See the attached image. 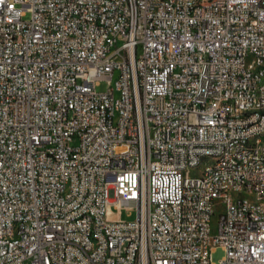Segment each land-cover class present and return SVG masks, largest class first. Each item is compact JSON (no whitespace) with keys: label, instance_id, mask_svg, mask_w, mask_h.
<instances>
[{"label":"built area","instance_id":"built-area-1","mask_svg":"<svg viewBox=\"0 0 264 264\" xmlns=\"http://www.w3.org/2000/svg\"><path fill=\"white\" fill-rule=\"evenodd\" d=\"M0 264H264V0H0Z\"/></svg>","mask_w":264,"mask_h":264},{"label":"rangeland","instance_id":"rangeland-1","mask_svg":"<svg viewBox=\"0 0 264 264\" xmlns=\"http://www.w3.org/2000/svg\"><path fill=\"white\" fill-rule=\"evenodd\" d=\"M117 75H118V72L116 73V76L115 77H117ZM106 89H107V82H106V80H101L100 83H99V85L97 86V90L98 91H105ZM121 217L124 220L134 219L136 217V213L135 212H132L130 214L126 210H123L122 213H121Z\"/></svg>","mask_w":264,"mask_h":264}]
</instances>
